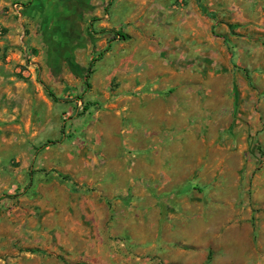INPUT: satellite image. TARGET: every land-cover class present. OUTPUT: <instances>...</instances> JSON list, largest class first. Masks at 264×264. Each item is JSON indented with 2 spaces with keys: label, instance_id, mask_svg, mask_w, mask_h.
Returning <instances> with one entry per match:
<instances>
[{
  "label": "rangeland",
  "instance_id": "374dc122",
  "mask_svg": "<svg viewBox=\"0 0 264 264\" xmlns=\"http://www.w3.org/2000/svg\"><path fill=\"white\" fill-rule=\"evenodd\" d=\"M216 1L219 5L211 8V14L232 26L234 35L229 38L225 31H212L219 38L217 84L191 87L184 83L196 77L189 65L198 55L176 51L178 37L186 33L193 38V28H200V23L193 19L182 23L178 12L183 2L82 0L93 12L100 11L96 16L86 15V38L96 48L101 45L92 56L113 48L115 32L128 37L116 40L120 55L140 35L151 40L154 31L165 29V37L166 33L172 37L168 39L175 49L170 50L169 58H180L176 73L181 76L180 85L173 86L174 73L168 69L166 57L165 105L183 107L186 118L179 119L182 129L178 135L146 138V134L135 133V118L119 115L115 119L119 108L111 98L113 79L100 86L90 76L89 90L79 103L61 102L66 93L81 95L87 64L80 65V58L86 61L88 56L77 59L71 52L60 56L55 48L53 54L39 49L42 66L38 63V75L51 77V82L46 86L39 81L57 94L55 112L64 129L57 137L46 132L34 140L24 134L0 149V166L1 160L8 163L3 170L8 187L0 194V264H264V69L256 70L255 77L242 71L239 66L245 63L256 68L257 54L238 56L232 51L242 40L253 49L263 48L262 25L247 24L244 16L251 15L264 0ZM203 8L208 13L209 7ZM163 10L165 23L160 17ZM98 21L109 27L93 31L90 26ZM231 62L238 69H230ZM65 77L71 82L67 84ZM192 88L200 90L190 92ZM211 101L216 102L215 117H191L199 105L203 114ZM127 105L136 111V103ZM50 115L53 123V113ZM104 115L106 128L99 129ZM57 139L59 143L37 149L41 141ZM17 141L23 147L30 145L27 157L21 155L22 150L12 149ZM69 155L87 161L93 158L94 174L70 165ZM103 156L107 164L110 159L124 161L127 170L132 161H139L136 176L131 181L122 175L100 179L98 167L109 172L121 169L105 165ZM175 157L183 163L178 167L181 171L165 182L157 162ZM144 160L150 163L141 162ZM63 173L68 181L59 177Z\"/></svg>",
  "mask_w": 264,
  "mask_h": 264
},
{
  "label": "crops",
  "instance_id": "0c3cea01",
  "mask_svg": "<svg viewBox=\"0 0 264 264\" xmlns=\"http://www.w3.org/2000/svg\"><path fill=\"white\" fill-rule=\"evenodd\" d=\"M178 1L183 2L180 5L183 9H179L178 12V16L182 15L180 18L182 23H190L188 20L191 21V19L200 23V28H193V38L190 39L186 33L178 37L180 46L176 51L177 53L198 55L195 56L196 58L194 57V64L189 65V67H194L196 70V77L187 80L184 84L191 87L216 85L218 81L216 49L219 38L212 35V31L221 30V34H224L225 31L229 34L228 37L232 38L234 28L228 24L218 22L211 14V8L213 10L214 6L219 5L216 0ZM108 3L107 6L110 5ZM260 3H257L251 15L247 14L244 17L247 24H250V22L261 24L264 33V3L262 5ZM11 4L18 5L19 15L12 13ZM203 6L209 7L208 13H206ZM163 11L160 17L163 19L162 22L165 23V10ZM103 12H105V8H103ZM90 13H94V16H96L95 14L99 15L100 11L93 12V7L83 5L82 0H0V25L3 28V37L0 39V149L3 148L2 145L8 144L15 137L19 139L24 134L32 135L33 140L41 137L46 132L47 134H53L54 137L62 134L64 125H58L57 118L59 119L61 116L58 117V113L55 112V105L57 104H54V101L42 92L43 87L50 85L51 77L45 78L43 73L38 75L39 49H43L44 52H54L53 49L55 48V53L60 56H67L71 52L77 59L86 55L88 56L86 61L80 58V65L88 64L89 60L94 57L92 56L93 51L101 46L98 43V47H94L86 38L85 33L89 31L86 15ZM224 20L227 21V17ZM134 24L140 26L138 22ZM90 27L93 31H98L100 28H108L109 26L105 22L98 21L92 23ZM253 29L258 30L257 28ZM115 33L112 34L113 48L102 54L99 60L94 63L90 75L93 79H97V84L100 86L111 84V79H113L111 98H114V102L119 108L114 112V118H118L119 115L123 119L135 118L136 124L134 127L137 128L135 133L146 134V138L157 134L163 136L165 134H180L182 126L179 125V119L184 116L186 118L185 113L181 110L183 107L180 108L177 103H174L169 109L165 105V99L167 98L165 95V58L167 57L170 65L168 69L174 73V79L171 83L173 86L180 85L178 82H180L181 75L176 73V67H178L179 62H182L177 57L169 58L170 50L175 49L171 46L173 41L168 39L169 34L166 33L165 37V29H160L149 35L151 40H145L147 36H136V42L124 51V55H120L117 53L118 45L115 44L117 40ZM165 38L167 39L165 40ZM243 42L245 41L242 40L241 45L232 46L233 55L239 56L247 53L246 55L251 54L252 56L257 54L256 68H250V65L246 63L242 67L237 65L242 71L247 70L255 77L256 70L261 71L264 69V46L263 48L253 49L252 46L244 45ZM157 43H159V46L156 45ZM39 64L42 66V63ZM99 68L100 71L97 73L96 69ZM231 68L238 69L233 62ZM203 72L205 74L204 78L202 77ZM230 75H233V70L230 71ZM67 77L65 78L68 84L71 81ZM39 80L46 86L41 84ZM60 88H57L59 92ZM192 89L190 92L200 90ZM53 94L57 99V94L54 92ZM67 97H70L68 93L64 94L61 99ZM80 101L75 102L79 103ZM131 102L136 103V111H133L127 105ZM196 109L197 112L194 116H191L192 118L199 119L203 115L213 118L217 115L215 101H211L209 105H206L203 114L202 106L199 105ZM205 110L208 111V114ZM51 112L53 113V123L50 118ZM105 121L104 115L98 122L99 129L106 128ZM61 126H63L62 132H60ZM125 132L129 134L130 130L127 129ZM57 140L41 141L40 146L46 141ZM29 147L30 145L23 147L17 141V145L13 146L12 149L22 150L21 155L27 157L26 150L29 151ZM99 151L101 152V149ZM103 157L105 165H117L121 166V169L119 168L117 172H109L110 170L107 171L103 167H98L97 176L101 177L100 179L103 180L104 177L108 176L115 179L117 176L122 175L126 180L131 181L130 179L136 176L135 167L139 166V161L138 163L132 161L129 165L130 168L127 170L124 161L110 159L107 160V164L105 156ZM67 158L70 159V165L78 166L81 170L94 174L96 162L93 158H90L89 161L72 155ZM141 162L150 163L145 160ZM1 163L0 194L8 187V177L3 172L4 169L7 170L8 163L3 160H1ZM157 164H161V176L162 178L165 177V182L174 180L171 177L179 175L181 170L178 167L183 165L178 157L174 159L163 158L161 163L157 162ZM62 175L68 176L64 173Z\"/></svg>",
  "mask_w": 264,
  "mask_h": 264
},
{
  "label": "trees",
  "instance_id": "16d2710c",
  "mask_svg": "<svg viewBox=\"0 0 264 264\" xmlns=\"http://www.w3.org/2000/svg\"><path fill=\"white\" fill-rule=\"evenodd\" d=\"M109 4V3H108ZM115 36L117 38H119V40H125L127 39V36L124 35V34H121L119 32H116L115 33ZM106 51V49H104L102 52L98 53L97 55H95L94 57H92L88 64H87V67H86V70H85V73L84 75L82 76V85H83V89H82V93L80 96H74V97H67V98H63L61 99V101L63 102H69L71 100H75V101H80L81 100V96L82 94L86 93L88 90H89V77L92 73V67L94 65V63L99 60V58L102 56V54ZM231 53H229V60L231 59ZM232 63V62H231ZM44 88V91L46 93V95L54 102H56L58 99H56L54 97V95L46 88V87H43ZM82 110H86V107H83ZM62 128L63 126H61V129H60V132H62ZM60 140H57V141H46L45 143H43L39 149H42V148H45L46 146L48 145H51V144H55V143H59ZM59 177L62 179V180H65V181H68L69 178L68 176L66 175H62V174H59ZM25 252H30V253H35V252H40L38 251L37 249H25Z\"/></svg>",
  "mask_w": 264,
  "mask_h": 264
},
{
  "label": "built area",
  "instance_id": "2783aa9c",
  "mask_svg": "<svg viewBox=\"0 0 264 264\" xmlns=\"http://www.w3.org/2000/svg\"><path fill=\"white\" fill-rule=\"evenodd\" d=\"M11 11L12 13H14L15 15H19V8H18V5L16 4H11ZM3 37V28L2 26L0 25V39Z\"/></svg>",
  "mask_w": 264,
  "mask_h": 264
}]
</instances>
